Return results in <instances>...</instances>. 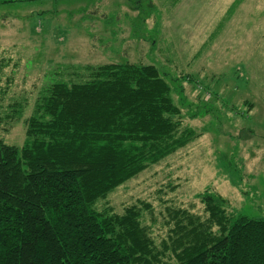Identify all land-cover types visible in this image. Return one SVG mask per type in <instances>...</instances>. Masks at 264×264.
<instances>
[{
  "label": "rangeland",
  "instance_id": "rangeland-1",
  "mask_svg": "<svg viewBox=\"0 0 264 264\" xmlns=\"http://www.w3.org/2000/svg\"><path fill=\"white\" fill-rule=\"evenodd\" d=\"M123 62L156 67L181 108V130L200 135L96 209L119 215L144 203L141 224L158 252L179 214L205 217L196 195L206 190L229 213L264 218V0H0V141L24 143L50 84Z\"/></svg>",
  "mask_w": 264,
  "mask_h": 264
},
{
  "label": "trees",
  "instance_id": "trees-1",
  "mask_svg": "<svg viewBox=\"0 0 264 264\" xmlns=\"http://www.w3.org/2000/svg\"><path fill=\"white\" fill-rule=\"evenodd\" d=\"M85 72L40 92L20 147L0 141V264H168L165 251L175 264H264V218L229 213L209 190L196 195L205 217L179 214L161 252L142 227L144 203L119 215L96 209L200 134L181 130V108L156 67Z\"/></svg>",
  "mask_w": 264,
  "mask_h": 264
}]
</instances>
